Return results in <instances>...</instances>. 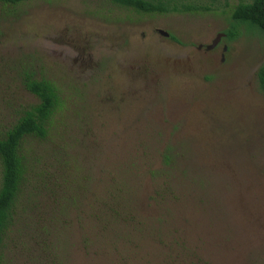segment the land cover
<instances>
[{
  "label": "rangeland",
  "instance_id": "374dc122",
  "mask_svg": "<svg viewBox=\"0 0 264 264\" xmlns=\"http://www.w3.org/2000/svg\"><path fill=\"white\" fill-rule=\"evenodd\" d=\"M252 1L0 4V134L39 102L24 72L61 98L25 146L35 181L7 264H264V38L241 27L198 50Z\"/></svg>",
  "mask_w": 264,
  "mask_h": 264
},
{
  "label": "trees",
  "instance_id": "16d2710c",
  "mask_svg": "<svg viewBox=\"0 0 264 264\" xmlns=\"http://www.w3.org/2000/svg\"><path fill=\"white\" fill-rule=\"evenodd\" d=\"M26 1L28 0H0V4L16 6ZM107 1L143 14L190 13L207 9L180 4L178 0ZM230 25L231 28L225 31L227 43L237 38L238 29L241 27L264 38V0L240 3L232 12ZM21 76L26 90L36 96L39 102L26 109L10 129L0 134V264H7L5 252L14 244L11 234L17 224L25 192H28L35 181V170H32L25 150L27 140L47 139L52 131L55 114L61 106L59 90L54 83L37 79L31 72H24ZM257 76L260 89L264 93V63L260 66ZM166 158L171 167L173 160L169 156ZM114 211L116 222L123 221L122 215L117 210Z\"/></svg>",
  "mask_w": 264,
  "mask_h": 264
},
{
  "label": "water",
  "instance_id": "95a60500",
  "mask_svg": "<svg viewBox=\"0 0 264 264\" xmlns=\"http://www.w3.org/2000/svg\"><path fill=\"white\" fill-rule=\"evenodd\" d=\"M162 34H163L164 36H169V34L166 33V32H162ZM225 36H226V35H225L224 33L219 34V35L217 36V38L215 39V41H213V43L207 47V50H208V51H211V50L215 49V48L219 45V43L222 41V39H223ZM225 50H227V47H226Z\"/></svg>",
  "mask_w": 264,
  "mask_h": 264
},
{
  "label": "flooded vegetation",
  "instance_id": "af4514ba",
  "mask_svg": "<svg viewBox=\"0 0 264 264\" xmlns=\"http://www.w3.org/2000/svg\"><path fill=\"white\" fill-rule=\"evenodd\" d=\"M157 34H159V35H163V34H162V31H157ZM224 34H225V32H224ZM225 35H226V34H225ZM226 37H227V35L222 39V41L219 43V45L223 42V40L226 39ZM212 43H213V42H212ZM219 45H218V46H219ZM207 47H208V46H207ZM207 47L204 49V48H203V45H200V46L198 47V50H199V51H203V50H205V51H207V52H210V51L207 50ZM226 47H227V46H225V49H226ZM215 49H216V48H215ZM215 49H213V50H215Z\"/></svg>",
  "mask_w": 264,
  "mask_h": 264
}]
</instances>
